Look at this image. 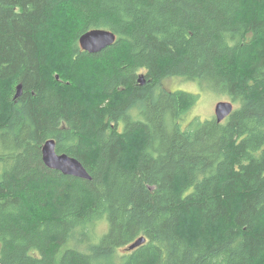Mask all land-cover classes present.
I'll use <instances>...</instances> for the list:
<instances>
[{
    "label": "trees",
    "instance_id": "trees-1",
    "mask_svg": "<svg viewBox=\"0 0 264 264\" xmlns=\"http://www.w3.org/2000/svg\"><path fill=\"white\" fill-rule=\"evenodd\" d=\"M94 29L115 44L83 51ZM173 79L233 114L184 127ZM262 263L264 0H0V264Z\"/></svg>",
    "mask_w": 264,
    "mask_h": 264
},
{
    "label": "water",
    "instance_id": "water-1",
    "mask_svg": "<svg viewBox=\"0 0 264 264\" xmlns=\"http://www.w3.org/2000/svg\"><path fill=\"white\" fill-rule=\"evenodd\" d=\"M117 36L112 31L106 29H94L84 33L79 43L81 48L89 54H98L108 47L115 44ZM144 77L140 78V82L144 85ZM18 93L14 99H20L23 94L22 85L17 87ZM235 108L231 102L223 101L217 103L215 109V118L218 123L227 120L233 114ZM43 162L46 167L53 171H58L62 175L71 176L78 179L91 181L92 177L87 173L86 168L80 161L66 154H58L56 151L55 140L47 141L42 147ZM146 242V238L138 239L129 247V250H134Z\"/></svg>",
    "mask_w": 264,
    "mask_h": 264
},
{
    "label": "rangeland",
    "instance_id": "rangeland-1",
    "mask_svg": "<svg viewBox=\"0 0 264 264\" xmlns=\"http://www.w3.org/2000/svg\"><path fill=\"white\" fill-rule=\"evenodd\" d=\"M53 77L54 78L56 77V81H57L56 84L57 85L59 84L60 88L63 89L69 85L68 79L62 74V71H56L53 74ZM145 85L146 83L143 86ZM165 87L169 88L172 91L180 90V91L200 95L199 103L196 104L197 106L194 109H192V111L190 112L189 117L186 119V121L183 124L184 127L194 117H200L202 120L215 119V109H216L217 103L223 102V101L231 102L230 98L223 97L222 94H219L218 96L217 93L204 90L195 83L186 82L181 79L168 80L165 83ZM14 92L15 94L18 93L17 86L15 87Z\"/></svg>",
    "mask_w": 264,
    "mask_h": 264
},
{
    "label": "flooded vegetation",
    "instance_id": "flooded-vegetation-1",
    "mask_svg": "<svg viewBox=\"0 0 264 264\" xmlns=\"http://www.w3.org/2000/svg\"><path fill=\"white\" fill-rule=\"evenodd\" d=\"M141 83V82H140ZM141 85H143L142 83H141Z\"/></svg>",
    "mask_w": 264,
    "mask_h": 264
}]
</instances>
